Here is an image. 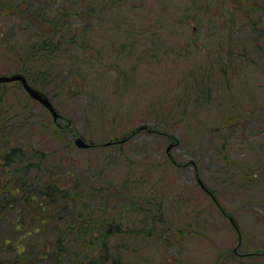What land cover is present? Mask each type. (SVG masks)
Returning <instances> with one entry per match:
<instances>
[{"label": "rangeland", "instance_id": "obj_1", "mask_svg": "<svg viewBox=\"0 0 264 264\" xmlns=\"http://www.w3.org/2000/svg\"><path fill=\"white\" fill-rule=\"evenodd\" d=\"M30 1L37 8L38 0H0V75L24 74L19 58L31 44L24 26L32 16L16 5ZM106 1L71 0L69 16L60 22L65 23L64 32L68 20L74 27L82 21L74 12L86 11L90 4L104 9ZM222 1L228 0L119 2V17L110 23L95 21L90 43L83 42L84 35L76 37L78 61L89 81L51 79L44 90L62 114L57 120L21 82L0 83V94L5 95L0 101V158L15 147L29 155L18 169L31 162L48 167L53 160L78 173L104 168L115 183L128 178L142 204L154 197L146 215L155 224V212L165 214L158 229L165 244L139 233L144 212L125 216L124 228L138 230L123 236V242L136 237L135 252L125 255L137 264H264V52L251 48L247 59H235L227 76L219 69L217 54L209 52L218 45L205 40L213 27L214 32L225 28L228 35L248 42L250 24L244 25L234 13L254 23L264 15V0H229L230 11L223 13L227 16L208 13L210 7L219 11ZM63 2L39 1L58 21ZM158 8H167L169 15L157 16ZM237 24L238 33L232 28ZM63 71L72 77L70 69ZM198 77L211 85L205 92L193 86ZM34 85L42 88L36 81ZM69 122L71 126H65ZM144 124L157 131L145 129L124 143L105 146ZM73 127L96 145L78 146L79 134L64 131ZM4 167L0 165V191L16 170ZM198 174L219 204L199 184ZM221 208L234 217L240 232ZM26 220L24 231L30 226ZM8 233L1 232L0 238L6 235L20 247L29 245L28 237L21 241L20 235ZM248 251L255 256H244ZM14 254L1 251L0 264H18Z\"/></svg>", "mask_w": 264, "mask_h": 264}, {"label": "trees", "instance_id": "obj_2", "mask_svg": "<svg viewBox=\"0 0 264 264\" xmlns=\"http://www.w3.org/2000/svg\"><path fill=\"white\" fill-rule=\"evenodd\" d=\"M39 1L41 0H38L37 8H34V1H30L24 7L16 5L25 14L31 12L32 16L27 27L24 26L28 30L29 39L32 40L29 41L30 46L19 58L23 65V73L31 83L35 84L36 81L41 85L43 91L48 90L51 79L64 81L67 79L69 84L89 81L88 73L82 71L83 63L78 61L79 47L76 37L84 35L83 42L90 43L94 36L92 31L91 35L89 33L95 26V21L110 23L116 20L119 15L115 9L123 0H107L102 3L104 9L91 7L92 4H90L86 11L74 12L75 19L82 21L74 27L68 20L69 30L67 32H64L65 23L60 22L69 16L67 10L71 0H64L63 9H59L60 21L55 17L51 19L46 13V7ZM228 2L229 0L219 3V11L210 7L208 13L214 11L216 17L217 15L227 16L226 14L230 11V8L226 6ZM135 7L138 8L136 13L139 12L142 16L140 8ZM166 9L158 8L157 16L162 15L164 18L169 15ZM223 13L226 14L223 15ZM234 14L244 25L250 24L247 33L250 37L248 42L239 41L235 34L228 35L225 28H219L218 32H214L212 27L207 39L205 38L210 45L213 42L218 45V49L212 45L209 52L217 54L219 69L227 76L229 70L235 68V59H247L251 48L264 52V26L261 25L264 15L261 14L253 23L242 14ZM26 18H29V15ZM35 18H39L40 21H35ZM239 25L241 24L232 26L234 32L238 33ZM239 28L241 30L242 27ZM16 29L14 26L13 30ZM51 30H53L52 33ZM50 33L58 36L57 39L55 40ZM67 61L70 62L68 67H66ZM65 68L70 69L72 77L68 78L63 75ZM197 79L193 84L195 88L201 87L205 92V89L208 90L211 87L204 78H199L198 83ZM4 96V92L0 94V101ZM68 125L71 126V123L65 124V126ZM148 127L147 124L141 125L133 133L122 136L121 139L113 141L111 145L124 143L145 129L157 131L154 127L152 129ZM15 129L17 130L18 127ZM64 131L68 134L70 132L79 134L74 127L73 130L65 129ZM168 137L171 141L174 140L173 135H168ZM27 160H29V155L22 154L20 149L15 147L0 158V165L16 166L14 174L7 178V182L2 185L0 191V233L3 231L9 232L8 234L16 233L20 235L21 241L28 237L27 242L29 243L28 246L20 247L19 242L14 244L7 239L6 235H3L4 238H0V252L15 253L18 264H137L125 255L129 251L135 252L136 237L122 241L123 236L126 237L125 234L132 235L131 230L138 231L128 227L124 228L127 222L125 216H132L136 210L145 214L143 216L144 228H140L139 233L154 240L161 238V244H165V237L158 233L159 223L166 218L165 214L155 212V218L158 221L155 224L151 222L146 214L151 212L149 210H151L150 206L154 197L148 201L145 200L143 204L139 202L136 195H133V188L129 187L128 178L117 179L115 183L116 179L106 176L104 168L97 169L95 172L84 169L83 173H78L74 168L65 169L64 165L57 164L54 160L48 167L43 166L41 162H31L25 168L18 169L19 165H24ZM159 206H162V201ZM221 210L227 214L223 208ZM28 218L30 226L24 231ZM5 221H8L6 224L9 225V230L6 229L8 225L4 226ZM237 231L240 232V229ZM255 253L248 251L243 255L255 256ZM262 253L264 255V252Z\"/></svg>", "mask_w": 264, "mask_h": 264}, {"label": "water", "instance_id": "obj_3", "mask_svg": "<svg viewBox=\"0 0 264 264\" xmlns=\"http://www.w3.org/2000/svg\"><path fill=\"white\" fill-rule=\"evenodd\" d=\"M12 81H20L24 89L28 92V94L34 99L38 100L40 103H42L51 112L55 120H57L61 116V114L56 109L55 105L46 95V93L31 85L24 74L17 72L10 75H0V83L12 82ZM75 142L81 148H88L91 146V143L86 141L85 138L80 135H77L75 137ZM111 143H112L111 141L107 142V144H111ZM201 184L204 186L202 181ZM231 220L234 222L233 218H231Z\"/></svg>", "mask_w": 264, "mask_h": 264}]
</instances>
